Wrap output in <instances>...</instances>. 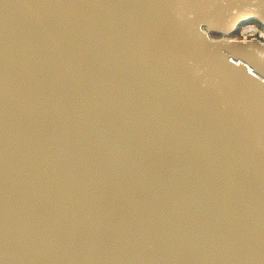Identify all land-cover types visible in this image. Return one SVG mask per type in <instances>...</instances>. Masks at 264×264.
I'll return each instance as SVG.
<instances>
[{"label": "water", "instance_id": "1", "mask_svg": "<svg viewBox=\"0 0 264 264\" xmlns=\"http://www.w3.org/2000/svg\"><path fill=\"white\" fill-rule=\"evenodd\" d=\"M252 21L264 0H0V264H264Z\"/></svg>", "mask_w": 264, "mask_h": 264}, {"label": "rangeland", "instance_id": "2", "mask_svg": "<svg viewBox=\"0 0 264 264\" xmlns=\"http://www.w3.org/2000/svg\"><path fill=\"white\" fill-rule=\"evenodd\" d=\"M244 26L247 27L248 26L247 23L243 24L242 27L244 28ZM257 28L258 29H262V31H264V28L261 27V26H259V25H257ZM238 31L240 32V29ZM238 31H237V33L235 35H233V38H237V39H240V38L249 39V38H252V37H256V33H250V34H247V35L243 36L242 34L240 35V33Z\"/></svg>", "mask_w": 264, "mask_h": 264}, {"label": "bare ground", "instance_id": "3", "mask_svg": "<svg viewBox=\"0 0 264 264\" xmlns=\"http://www.w3.org/2000/svg\"><path fill=\"white\" fill-rule=\"evenodd\" d=\"M255 31L256 30L253 26H247V27L244 26V28H242V30L240 32L243 36H245V35L250 34V33H256ZM260 34L262 35V37H264L263 32H260Z\"/></svg>", "mask_w": 264, "mask_h": 264}, {"label": "flooded vegetation", "instance_id": "4", "mask_svg": "<svg viewBox=\"0 0 264 264\" xmlns=\"http://www.w3.org/2000/svg\"><path fill=\"white\" fill-rule=\"evenodd\" d=\"M247 25L248 26H254V27H256L257 28V23L256 22H254V21H252V22H247ZM258 29V28H257ZM259 30H261L262 31V29H259ZM239 32V31H238Z\"/></svg>", "mask_w": 264, "mask_h": 264}]
</instances>
